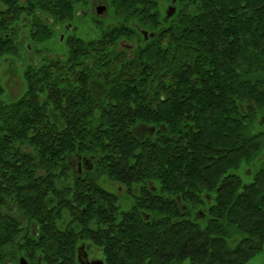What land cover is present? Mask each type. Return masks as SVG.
I'll use <instances>...</instances> for the list:
<instances>
[{
	"label": "trees",
	"instance_id": "16d2710c",
	"mask_svg": "<svg viewBox=\"0 0 264 264\" xmlns=\"http://www.w3.org/2000/svg\"><path fill=\"white\" fill-rule=\"evenodd\" d=\"M154 1L116 2L158 32L131 61L114 64L111 50L77 38L84 48L29 65L23 94L0 101V235L17 233L11 203L44 264H77L80 241L102 249L105 264H244L262 251L264 0H178L162 23L149 15ZM36 5L57 24L73 7ZM17 52L0 46V57ZM138 121L158 130L138 133ZM72 155L94 159L96 175L74 177L77 191L65 183ZM97 174L127 189V212Z\"/></svg>",
	"mask_w": 264,
	"mask_h": 264
},
{
	"label": "flooded vegetation",
	"instance_id": "af4514ba",
	"mask_svg": "<svg viewBox=\"0 0 264 264\" xmlns=\"http://www.w3.org/2000/svg\"><path fill=\"white\" fill-rule=\"evenodd\" d=\"M52 1L53 0H46L49 6L52 5ZM66 1H70L73 7L70 9L69 13L66 14L67 16L64 18L62 23L57 24L52 14H41L37 11V0H0V16L2 18L0 21V46L10 45L18 50L28 48L30 46L29 42L43 43L54 40L57 44H63L66 51L62 55H50V57L64 58L72 47L84 48L83 44H76L72 42L73 40L79 38L87 41H96L94 44L88 45L91 49L99 50L104 48L108 51L111 50L113 53L110 57L111 62L117 65H122L127 63L128 60L131 61L136 51L145 48L151 41L156 40L158 36V32H150L144 26L141 27L140 22L136 19L135 15H132L133 13H131V11H116V8H118L116 5L117 0ZM177 3L178 0H155L152 4H147L150 8H152V12H149V15L156 16L161 21H167L168 19L166 17V13L168 8H174V13L172 15L174 16L178 11ZM80 6H82L83 9H78ZM76 16L82 22L87 19L88 23L92 25L93 30L90 29V33L86 38H82L76 33L77 29L74 27L73 22ZM127 19L131 20L126 24ZM20 21L22 22L23 29L27 31L28 40L24 37H18L17 26ZM61 25L63 31L58 32ZM39 30L49 34V37L44 40L40 39V41L38 39ZM102 40L104 43L101 42ZM29 49L31 48L29 47ZM79 69L80 72L83 71L81 68ZM94 76H91L89 88L91 90L96 89L95 93H97L102 86L99 81H96ZM135 129L138 133H140V131L142 132V127L140 126H136ZM67 159L70 172L69 176L65 178V183L69 184V187H73L74 189V177H85V175L94 173V159L93 157L84 155H72ZM95 175L96 174L94 173V176ZM102 182H109L110 184L113 183L118 185L117 182L109 178H101L99 176L96 181L99 186V190L102 189L115 196L117 202L116 206L121 208L119 204V199L121 197H126L130 202L129 206L132 205V202L134 201L131 197H129L126 188L122 187L124 189V195H119L117 192L120 189V186L117 187V190L114 193L107 191L102 186ZM73 191L77 190L74 189ZM79 191H84V189ZM158 191L159 190L157 188H152L151 193L155 194ZM206 201L211 203V199L209 197ZM177 205L180 206V200L178 197ZM9 207V212L15 220L13 223L14 225H17V233L12 235H0V249L2 248L5 250L3 260L0 261V264H20L21 260H24L26 264H44L39 258L33 255V249L37 246L35 233L29 236L22 235L21 223L23 221L21 214L13 204L10 203ZM197 214L199 215L200 212ZM194 217H197V215H194ZM202 218L203 217L200 215L198 216L199 220H202ZM27 242H30V245H27ZM92 250L98 251L103 256L102 249L91 247L80 241L74 249L77 264H98L99 262L105 264L104 256L101 260H96L92 257Z\"/></svg>",
	"mask_w": 264,
	"mask_h": 264
},
{
	"label": "rangeland",
	"instance_id": "374dc122",
	"mask_svg": "<svg viewBox=\"0 0 264 264\" xmlns=\"http://www.w3.org/2000/svg\"><path fill=\"white\" fill-rule=\"evenodd\" d=\"M78 9H83L82 6H80ZM86 21L82 22L78 19L76 16L73 20L74 22V27L77 29V35L86 38L87 35L90 33V29H92V25L88 23V20L85 19ZM167 20V19H166ZM161 21V20H160ZM130 22V21H129ZM129 22H126L129 23ZM162 23V21H161ZM93 30V29H92ZM17 31H18V37H24L26 40L28 37L27 31L23 29L22 22L20 21L17 26ZM63 31L62 25L60 26V29L58 32ZM58 35V34H57ZM92 36V35H90ZM57 37V36H56ZM58 39V38H57ZM30 48H22L18 49L17 55L15 56H1L0 57V85L3 88V93L0 95V101L6 105H9L13 103L15 100H17L25 91V81L23 77V72L25 69L31 65L33 67H37L43 60H46L50 55H62L64 54L65 46L63 44H57L54 42V40H50L48 42H43V43H32L29 42ZM264 117V116H263ZM136 126L140 127H145L151 134L149 137H151L157 130L158 127L144 122H136ZM260 129L264 131V119L259 123ZM260 163H264V153L261 154L257 161L255 162L256 165H259ZM243 173V172H242ZM244 173L250 174V170L245 171ZM243 173V174H244ZM99 177L101 178H108L105 175H100L98 174ZM242 180L245 183H250L251 178L248 176H242ZM102 186L110 192H116L117 187L120 186L119 184H113L109 182H102ZM158 186V185H157ZM150 187H152V183L150 184ZM154 188V187H152ZM159 188V186H158ZM138 187H134L133 193L135 195L138 194ZM119 195H124V189L122 186H120V189L118 190ZM130 197V196H129ZM208 203V202H207ZM119 204L121 206L120 210L127 212L131 206L130 202L127 200L126 197H121L119 199ZM133 204V202H132ZM213 201L211 200V203H209L210 206H212ZM185 210V209H184ZM202 212V211H198ZM197 212V213H198ZM63 218H67V214H63ZM193 220V218H192ZM194 221V220H193ZM196 224L199 226L203 225L201 221H195ZM86 245H89L91 247H96L89 241H82ZM98 248V247H96ZM100 249V248H98ZM93 251L92 257L95 258L96 260H101L103 258L102 254H100L98 251ZM181 264H189V261L186 260ZM244 264H264V245L262 248V251L258 253L256 256L253 258L249 259L246 263Z\"/></svg>",
	"mask_w": 264,
	"mask_h": 264
},
{
	"label": "water",
	"instance_id": "95a60500",
	"mask_svg": "<svg viewBox=\"0 0 264 264\" xmlns=\"http://www.w3.org/2000/svg\"><path fill=\"white\" fill-rule=\"evenodd\" d=\"M174 1V0H173ZM174 13V8L173 7H169L166 13V17L170 18ZM20 264H26V262L24 260L20 261ZM98 264H102L101 262H99Z\"/></svg>",
	"mask_w": 264,
	"mask_h": 264
}]
</instances>
